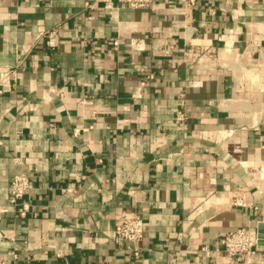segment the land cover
Returning <instances> with one entry per match:
<instances>
[{"label": "crops", "instance_id": "obj_1", "mask_svg": "<svg viewBox=\"0 0 264 264\" xmlns=\"http://www.w3.org/2000/svg\"><path fill=\"white\" fill-rule=\"evenodd\" d=\"M86 2L0 0V65L20 73L0 93V259L17 243V264H239L219 248L264 220V0ZM58 25L55 47L37 38ZM20 172L28 218L9 204ZM133 214L139 260L113 233Z\"/></svg>", "mask_w": 264, "mask_h": 264}, {"label": "built area", "instance_id": "obj_2", "mask_svg": "<svg viewBox=\"0 0 264 264\" xmlns=\"http://www.w3.org/2000/svg\"><path fill=\"white\" fill-rule=\"evenodd\" d=\"M98 0H95V2ZM95 2H86V8L95 7ZM104 7L109 9L110 12L118 11L119 7L125 6L128 8H148L154 9V0H116V4L113 0H104ZM194 0H190L192 4ZM60 26H56L51 30L40 31L37 35L38 39H45L46 44L49 47L56 46V36ZM143 38H132L130 43L134 49L143 48ZM113 45L118 47L120 40L118 38L113 40ZM20 73L17 66L0 65V93L5 91H12L15 87ZM187 118L185 110L178 109L176 119L178 122H183ZM33 188V181L31 175L25 172L16 173L9 185V204L10 207L21 218H28L31 212V203L27 196L30 194ZM132 191H130L131 193ZM242 202H235L236 205ZM9 209H4L8 211ZM146 229V223L143 217L139 214H133L122 219L116 224L113 233L117 240L126 241L132 244L131 254L134 258L140 259L142 253L141 241L144 239ZM7 238L15 241V235H6ZM221 248L229 257L235 259L239 264L246 260L248 263L258 255V232L257 228L253 226H242L235 230L229 231L221 238ZM20 247L15 243L10 251L12 259L17 264L20 259ZM58 256L63 255L62 252L57 253ZM0 264H8L7 261L0 259ZM168 264H181L178 261L177 253L172 252L169 257Z\"/></svg>", "mask_w": 264, "mask_h": 264}, {"label": "water", "instance_id": "obj_3", "mask_svg": "<svg viewBox=\"0 0 264 264\" xmlns=\"http://www.w3.org/2000/svg\"><path fill=\"white\" fill-rule=\"evenodd\" d=\"M258 244L264 245V220L257 223Z\"/></svg>", "mask_w": 264, "mask_h": 264}, {"label": "rangeland", "instance_id": "obj_4", "mask_svg": "<svg viewBox=\"0 0 264 264\" xmlns=\"http://www.w3.org/2000/svg\"><path fill=\"white\" fill-rule=\"evenodd\" d=\"M261 185V184H260ZM264 186V182H262V185H261V187L262 188H264L263 187ZM239 198V196L236 198V200H234L235 202H243L244 200H243V197H240V199H238Z\"/></svg>", "mask_w": 264, "mask_h": 264}, {"label": "bare ground", "instance_id": "obj_5", "mask_svg": "<svg viewBox=\"0 0 264 264\" xmlns=\"http://www.w3.org/2000/svg\"><path fill=\"white\" fill-rule=\"evenodd\" d=\"M222 58H224V57H222ZM225 64V63H224ZM253 77H254V75H253Z\"/></svg>", "mask_w": 264, "mask_h": 264}]
</instances>
